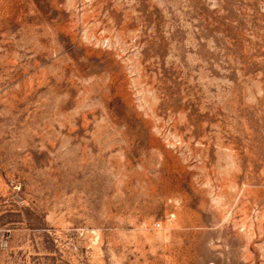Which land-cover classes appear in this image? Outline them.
Wrapping results in <instances>:
<instances>
[{"label": "rangeland", "instance_id": "rangeland-1", "mask_svg": "<svg viewBox=\"0 0 264 264\" xmlns=\"http://www.w3.org/2000/svg\"><path fill=\"white\" fill-rule=\"evenodd\" d=\"M0 264H264V0H0Z\"/></svg>", "mask_w": 264, "mask_h": 264}]
</instances>
